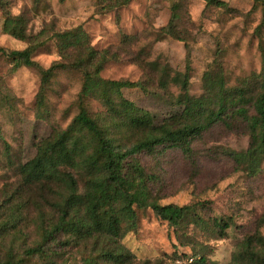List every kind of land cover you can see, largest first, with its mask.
<instances>
[{"label": "rangeland", "instance_id": "obj_1", "mask_svg": "<svg viewBox=\"0 0 264 264\" xmlns=\"http://www.w3.org/2000/svg\"><path fill=\"white\" fill-rule=\"evenodd\" d=\"M177 1L133 0L117 12H106L100 10L99 0H0V205L6 204L0 212L1 261L13 257L21 264H86L90 259L114 264L98 257V245L89 240L68 245V235L60 233L55 243H48L46 254H26L53 229L69 190L60 182L28 184L20 167L35 156L36 144L52 128H67L78 114L84 79L73 68L57 71L40 102V72L17 68L8 56L24 50L29 42L4 31L5 13L22 16L27 35L36 42L45 40L32 54V60L45 69L61 60L56 41L47 37L82 27L97 50L120 51L123 38L131 36L137 41L132 52L143 50L147 60L167 63L181 73L188 63V44L191 96L205 93V74L210 72L223 76L228 92L244 88L256 97L263 65L264 0H221L228 9L208 7L203 0H183L186 42L158 41L157 32L169 23ZM101 77L139 82L144 71L122 53L119 60L105 65ZM122 92L148 112L156 125L183 108L176 102L180 90L175 86L167 91L127 87ZM85 104L92 115L104 111L95 99H86ZM239 124L233 130L217 125L205 132L194 146L192 159L179 150L137 156L160 205H198V210L173 228L150 208L135 207L137 228L119 242L130 252L133 264H235L234 257L248 240L264 238V154L257 159L245 155L253 140ZM72 174L82 194L85 176ZM214 220L230 224L225 235ZM108 247L104 242L99 248Z\"/></svg>", "mask_w": 264, "mask_h": 264}, {"label": "trees", "instance_id": "obj_2", "mask_svg": "<svg viewBox=\"0 0 264 264\" xmlns=\"http://www.w3.org/2000/svg\"><path fill=\"white\" fill-rule=\"evenodd\" d=\"M133 0H99L101 11H119ZM208 7L216 6L228 9L221 0H203ZM183 0L173 5L169 23L157 32V40L173 38L186 42V31L182 29ZM4 31L23 41L29 42L24 50L8 54L15 67L37 69L41 74L40 102L51 79L61 69L73 68L83 74V86L78 97L79 112L65 129L52 128L48 137L36 144L35 156L20 167L24 182L28 184L64 183L69 194L59 207L60 215L53 229L45 235L43 243L29 248L28 256L44 255L48 243L56 242L57 234L68 235V242H92L98 245L95 250L103 261L114 264H133L132 256L121 239L135 231L138 224L135 207L150 208L162 221L177 228L194 214L198 205L178 206L160 205L152 195L148 183L150 176L140 165L137 156L159 151L179 150L187 159L194 157V146L205 132L217 125L229 129L244 126L253 140V146L246 156L259 158L264 154V51L260 73L258 95L244 89L228 92L221 74H205V93L200 97L191 96L190 87V49L188 44V63L184 73L174 71L169 64L158 60H147L143 50L132 52L137 41L131 36L122 40V50L111 48L97 50L89 42L82 27L54 33L47 39L56 41L61 60L45 69L32 60V54L42 40L36 42L26 33V21L22 16L5 13ZM41 32L39 36H42ZM38 36V37H39ZM122 53L138 64L144 71L139 82L106 80L101 77L105 65L119 60ZM158 87L167 91L178 87L180 94L177 104L181 112L156 125L151 115L129 101L122 89ZM97 100L104 108L102 113L92 115L86 108V99ZM254 113L250 114V109ZM44 118V117H39ZM76 171L85 176V188L82 194L77 192L76 180L72 174ZM6 206L0 205L1 209ZM214 226L225 235L228 222L214 220ZM256 244L252 246V241ZM107 242L110 247L99 248ZM54 252V251H53ZM264 238L256 236L244 244L233 263L240 261L251 264H264ZM201 263L204 259L200 260ZM162 261L155 264H161ZM0 264H21L8 257ZM86 264H99L87 260ZM142 264H149L144 262Z\"/></svg>", "mask_w": 264, "mask_h": 264}, {"label": "built area", "instance_id": "obj_3", "mask_svg": "<svg viewBox=\"0 0 264 264\" xmlns=\"http://www.w3.org/2000/svg\"><path fill=\"white\" fill-rule=\"evenodd\" d=\"M192 261V260H191Z\"/></svg>", "mask_w": 264, "mask_h": 264}]
</instances>
